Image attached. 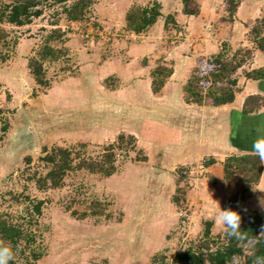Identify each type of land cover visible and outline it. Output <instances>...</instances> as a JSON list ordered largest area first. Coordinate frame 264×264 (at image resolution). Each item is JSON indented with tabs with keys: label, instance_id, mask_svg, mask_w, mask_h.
Here are the masks:
<instances>
[{
	"label": "rangeland",
	"instance_id": "obj_1",
	"mask_svg": "<svg viewBox=\"0 0 264 264\" xmlns=\"http://www.w3.org/2000/svg\"><path fill=\"white\" fill-rule=\"evenodd\" d=\"M76 1L49 2L27 26L0 24V223L24 236L12 252L0 236V261L173 264L178 254L198 246L206 223L212 224V238H223L250 212L264 213V178L248 202L229 207L239 178L228 183L222 166L208 173L204 167L210 155L224 161L223 149L205 150L200 138L190 137L200 132L199 119L187 123L180 90L164 85L156 101L147 84L158 69L173 73L180 63L175 55H186L183 44L192 52H208L201 31L218 28L201 30L192 22L176 27L171 16L182 0H92L82 21L69 22L64 12ZM153 3L163 12L157 23L140 35L128 32L127 13ZM256 27L263 34V25ZM56 29L62 40L50 41ZM214 37L227 60L251 54L246 42L231 47ZM46 43L62 53L43 62L48 85L39 87L29 63ZM210 58L194 59L190 78H203ZM169 109L175 119L169 120ZM120 136H133L134 147H120ZM109 146H114L113 176L81 170L69 174L59 189L43 187L44 151L72 149L78 160H97ZM252 246H242L245 256ZM242 263L243 258H234L229 264Z\"/></svg>",
	"mask_w": 264,
	"mask_h": 264
},
{
	"label": "trees",
	"instance_id": "obj_2",
	"mask_svg": "<svg viewBox=\"0 0 264 264\" xmlns=\"http://www.w3.org/2000/svg\"><path fill=\"white\" fill-rule=\"evenodd\" d=\"M9 3H2L0 6V24H7L13 27H23L31 23L33 19H38L43 15V9L51 1L59 0H8ZM92 0H77L69 8L65 9L66 19L69 22H80L84 18V13ZM227 13L231 20L238 7L239 1L227 0ZM182 13L185 16L196 17L199 8L193 0H182ZM161 17V6L153 3L146 8H133L125 18L127 31L140 35L147 29L154 26ZM263 25L264 16L256 26ZM254 26L251 30L253 42L264 54V32L261 34L260 28ZM0 37L4 33L0 30ZM259 36H262L261 38ZM63 33L56 29L50 33L49 40L61 39ZM260 38V39H259ZM62 40V39H61ZM61 50L52 48L46 43L38 53V58L30 60L29 69L34 82L39 87H47V80L43 70L44 61H56ZM245 60L225 59L223 53L210 58L206 62V72L204 69L203 81L199 77L192 76L183 88L184 103L198 107H223L230 105L235 100L237 80L235 74L240 70ZM172 75V70L158 69L151 74V92L158 96L164 88L165 81ZM206 75V76H205ZM158 78V80L156 79ZM247 80H264V69L252 71L245 74ZM259 99L251 97L246 99L242 114L251 115L254 110L259 109ZM178 132V131H177ZM177 132H172V137L177 136ZM174 139V138H173ZM175 141V140H174ZM173 143V142H172ZM120 147H134L135 138L133 136H120L118 138ZM114 146L105 149L103 157L97 160H78V154L74 150L54 148L49 153L44 151L41 161L47 166L48 171L41 183L44 188L59 189L62 187L65 178L77 171H87L91 174H99L109 178L115 173L113 153ZM215 164L210 159L205 168ZM223 176L226 182H230L233 177H238L237 193L228 201L229 207L239 206L251 197V192L259 185L263 173L262 158L258 154H243L228 156L222 163ZM177 205L178 201L173 200ZM39 203L35 207L37 214L40 213ZM203 237L196 248H191L176 256L173 264H229L234 258H243L242 264H264V213L258 211L250 212L245 221L230 227L226 230L224 237L212 238L210 227L212 224L206 223ZM0 236L2 240L8 241L12 249H15L19 241L24 238L22 232L17 227H8L0 223ZM253 242L249 254L244 255L242 246ZM0 264H20L14 259L0 261Z\"/></svg>",
	"mask_w": 264,
	"mask_h": 264
},
{
	"label": "crops",
	"instance_id": "obj_3",
	"mask_svg": "<svg viewBox=\"0 0 264 264\" xmlns=\"http://www.w3.org/2000/svg\"><path fill=\"white\" fill-rule=\"evenodd\" d=\"M195 1L199 6L198 16H185L182 13L183 6L179 8L178 12L176 13L177 15L175 14L174 16L173 13L171 14L173 15L171 17H174L175 23L177 24L176 27H181L185 23L192 22L193 25H196L197 28H200L201 30L204 27L210 29V27L213 26L217 27L218 29L215 32H209L206 34H202L201 31V36L205 38L204 43L208 52H203L202 54L201 51L200 54L197 53L195 49H193L194 52H192L186 44H183V47L185 48L183 52L186 55L182 57V54H177L173 58L175 59L177 57V60H179L180 63L173 67L174 71L171 77L167 79L165 87L170 86V88L175 87L174 89L180 90L182 92L181 104L184 105L183 87L186 85L192 73L191 70H188V66H193L195 62L194 59H202L206 56L213 57L220 54L217 51L218 47L215 48L216 43L219 41L216 40L214 36L223 37V42L226 40L231 47H235V45L237 47H244V45L240 44L243 42L247 43L245 46H248L251 54H249V59L246 60L243 67L235 74L237 85L235 87L236 94L234 102L223 107H196L195 105L185 104L186 108H184V110L189 115V120L187 119V123L191 121V125L192 122L194 125L197 122L196 119H199L198 122L200 124V132H196L198 135H190V137L194 136V138H200L201 143L207 145L205 150L211 149V152L216 153L220 147L226 154L225 157L243 154L260 155L263 162V173L259 183V185H261L264 178V80H247L245 78V74L264 69V54L257 48L251 35V28L257 24L261 16H264V0H235L239 1V4L231 20L229 19V14L226 11L228 7L226 4L227 0ZM162 14L163 12L161 11V15ZM186 42H191L189 45V47H191L193 42L187 38V35ZM179 47L180 46L175 47L176 51L172 53V56L177 53V51H179ZM177 79L181 80L176 82ZM150 81L151 80L149 79L147 84H151ZM251 97L259 99L260 107L259 109L254 110L251 115L244 116L242 114L244 103L246 99ZM159 98L160 95L153 97V99L156 101ZM167 103L169 105H173L174 107V102L172 99L169 98ZM169 111V120L175 119V117L172 115L173 110L169 109ZM194 115L196 116L192 118L191 116ZM186 132L189 131L186 130ZM199 133L201 134L199 135ZM219 140H221L220 144L217 143ZM215 155L216 154H214V156L210 155L211 159L215 161V164L208 167L206 169V173H208L211 169H218L222 166L223 159L218 158ZM219 174L216 175L217 178L219 177ZM246 202L240 204L239 206L241 207Z\"/></svg>",
	"mask_w": 264,
	"mask_h": 264
}]
</instances>
